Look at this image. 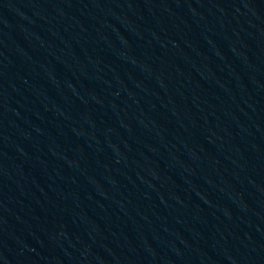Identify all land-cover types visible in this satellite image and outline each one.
Listing matches in <instances>:
<instances>
[{
    "label": "water",
    "instance_id": "water-1",
    "mask_svg": "<svg viewBox=\"0 0 264 264\" xmlns=\"http://www.w3.org/2000/svg\"><path fill=\"white\" fill-rule=\"evenodd\" d=\"M0 264H264V0H0Z\"/></svg>",
    "mask_w": 264,
    "mask_h": 264
}]
</instances>
